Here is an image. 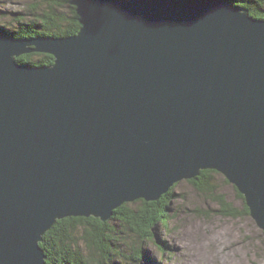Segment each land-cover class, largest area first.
<instances>
[{"label":"water","instance_id":"95a60500","mask_svg":"<svg viewBox=\"0 0 264 264\" xmlns=\"http://www.w3.org/2000/svg\"><path fill=\"white\" fill-rule=\"evenodd\" d=\"M75 35L0 34V264H51L59 219L108 220L214 169L264 231V18L225 0H70ZM50 66L22 64L34 53Z\"/></svg>","mask_w":264,"mask_h":264},{"label":"trees","instance_id":"16d2710c","mask_svg":"<svg viewBox=\"0 0 264 264\" xmlns=\"http://www.w3.org/2000/svg\"><path fill=\"white\" fill-rule=\"evenodd\" d=\"M37 1L32 4L34 9L39 8L38 12H35V17L24 19L29 14L21 12L12 29L0 24V34L32 38L43 35L66 37L78 33L81 28L80 18L70 0ZM225 1L248 8L253 17L264 18V0ZM17 61L33 66H50L54 63V56L34 52L18 57ZM217 173L219 172L214 169L202 170L200 175L188 181L197 191L212 197L220 207L218 211L223 215L232 217L249 215V208L245 202L244 209L240 211L223 195H218L219 187L214 181V175ZM179 183L181 182L174 184L159 200L140 199L133 204L125 202L116 208L106 221L94 216H72L57 220L40 242L47 261L51 264H159L156 263L153 253L143 246L145 242L157 239L155 227L158 224L167 227L169 204ZM239 196L244 198L240 192ZM139 202L142 203L141 206H138ZM127 230L134 232L138 241L134 243L135 246H130L131 250L129 247L126 248L129 244L128 236L124 235L127 234ZM155 244L162 253L159 257L164 259L166 242L159 239ZM126 249L130 252L128 253ZM166 260L169 261L170 258L166 257Z\"/></svg>","mask_w":264,"mask_h":264},{"label":"rangeland","instance_id":"374dc122","mask_svg":"<svg viewBox=\"0 0 264 264\" xmlns=\"http://www.w3.org/2000/svg\"><path fill=\"white\" fill-rule=\"evenodd\" d=\"M34 2L38 1L0 0V24L12 29L21 12L29 14L24 19L35 17L39 8L32 7ZM188 180H182L176 188L169 204L167 227L163 224L155 227V240L165 241L167 245L164 259L159 257L162 253L155 240L144 243L143 247L153 253L156 263L264 264V231L251 215H223L218 211L220 207L216 201L197 191ZM214 181L219 187L218 195H223L240 211L244 209L245 199L239 196L237 188L224 175L215 174ZM141 205L139 202L138 206ZM127 231L124 235L128 236L129 244L125 247L131 250L138 241L134 232ZM130 250L126 249L128 253ZM166 257L170 260L167 261Z\"/></svg>","mask_w":264,"mask_h":264},{"label":"bare ground","instance_id":"6f19581e","mask_svg":"<svg viewBox=\"0 0 264 264\" xmlns=\"http://www.w3.org/2000/svg\"><path fill=\"white\" fill-rule=\"evenodd\" d=\"M24 62V61H23ZM191 180V179H190Z\"/></svg>","mask_w":264,"mask_h":264}]
</instances>
